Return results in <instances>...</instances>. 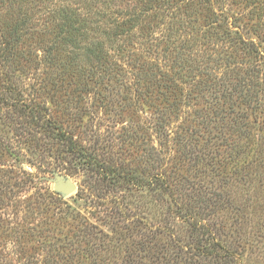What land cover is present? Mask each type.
Returning <instances> with one entry per match:
<instances>
[{
  "label": "rangeland",
  "instance_id": "obj_1",
  "mask_svg": "<svg viewBox=\"0 0 264 264\" xmlns=\"http://www.w3.org/2000/svg\"><path fill=\"white\" fill-rule=\"evenodd\" d=\"M42 7L0 0L1 47L17 17L7 11L33 16L34 32L0 60V264H155L175 240H189L192 204L211 241L236 248L233 264H264V0L212 4L225 33L204 34L202 10L168 6L150 36L134 30L104 42L105 66L70 61V48L43 63ZM233 30L245 42L236 45ZM151 62L160 75L171 67L181 75L166 96L179 104L160 132L163 105L147 106L131 87ZM60 71L70 73L52 87ZM34 103L38 121L25 112ZM50 123L76 140L77 154L42 128ZM54 172L75 184L72 193L53 189Z\"/></svg>",
  "mask_w": 264,
  "mask_h": 264
},
{
  "label": "trees",
  "instance_id": "obj_2",
  "mask_svg": "<svg viewBox=\"0 0 264 264\" xmlns=\"http://www.w3.org/2000/svg\"><path fill=\"white\" fill-rule=\"evenodd\" d=\"M38 1L41 2V5H43L42 8L44 9V11H42L44 28L48 25L50 28L48 30H43L41 32L43 36L41 37L40 35L38 38V41L39 39L41 41V49L47 51L42 58V62L48 65L57 63L61 52L59 51L60 49L70 48V61H104L103 66H105V64L110 62L108 61L109 53L104 52L105 50L103 49L104 42L108 41L112 43L121 41L123 36H129L134 30L136 33L143 32L145 35L147 34L146 36H150L149 34L155 31L154 26L157 24L156 19L162 18V14H165L164 10L167 9L168 6H177V8L180 7V9L187 8L194 12L202 10L204 34H209L208 27L210 26L219 27L223 32L226 31L221 28L222 23L220 21L223 20L219 19L220 21H217L212 19V17L216 15L211 5L218 0H126L134 3L132 6L124 0H73V3H65L63 0H47L46 3H44L46 0ZM124 3L126 9H120L119 6ZM166 4L168 5L165 6ZM86 14H92V16H85ZM9 15L12 18L16 15L17 17L13 22L6 23L4 42L1 44L2 47L0 46V60L5 62L11 60L13 55L12 50L19 44L18 42L24 44L28 38L34 35V32L29 31L33 26V24H31L33 16L25 14L24 12L15 14L14 12L7 11V16ZM214 23H217V25ZM101 24L105 26L108 25L107 29L102 27ZM89 33L93 35L89 37ZM48 34L51 39L47 37ZM233 34L234 36L231 40L236 45L237 43L240 44L241 42H245L237 30H233ZM125 41L126 40H123L122 43ZM166 42H168V40H166ZM234 43L233 45H235ZM64 58L66 60L67 56ZM153 70L158 72V77H156ZM160 72L157 64L151 62L150 66L139 69L137 76L138 80H136L134 86H131L147 106L157 108L158 105H163V110L157 111L156 114L155 127L157 126V132L163 129L162 123H164L169 115L175 113V109H177L176 106L179 104L177 98L171 96L172 101L170 102L167 100L166 96H168L169 93L174 94L176 90H179V86L174 83V80L177 77L179 79L181 78V75L179 76L178 72L173 70V67H171L169 71L162 72L161 75ZM68 73L70 72L66 71L61 73L60 71L58 75H55L52 87L58 86L60 88L65 81L63 76ZM160 82L163 83V86L157 87ZM151 87H157L158 94H154V90L149 91L148 89ZM232 91L236 97H239L242 92L241 86L232 87ZM231 93L232 92H229V96H232ZM153 95H155V99L153 100H148V98H146H150ZM244 102L247 101L245 100ZM25 112L28 115H33V118L37 121L41 118L39 115H42L41 111L37 109L36 103H34V106L29 105ZM42 128L51 135L55 133L56 136L54 135V137L59 140L58 143L66 148L67 153L72 155L80 151L79 144L76 140H73L68 131L61 126H55L50 123L49 125L42 124ZM119 169H123V167L120 166ZM118 174H121V171H119ZM133 180L134 181L131 182H137L135 179ZM200 200L202 203L209 204L207 202L208 199L202 200L201 198ZM195 207L193 204L186 206V215L183 217V220L189 224V231L187 230V237L189 240L185 243L181 242L179 239L175 240L170 255L158 257L155 264H169L170 260L176 261L174 256L180 259L181 264H233L235 262L237 255L236 248H233L231 245L227 247V245L223 244L225 242H220L215 238L211 241L213 228L210 229L209 225L194 219V215L197 214V212H193L192 209ZM182 214L184 215V213ZM144 246L143 244V248ZM184 248L186 249L184 250ZM156 253L158 254L160 252L156 250ZM160 258H162V260H160Z\"/></svg>",
  "mask_w": 264,
  "mask_h": 264
},
{
  "label": "water",
  "instance_id": "obj_3",
  "mask_svg": "<svg viewBox=\"0 0 264 264\" xmlns=\"http://www.w3.org/2000/svg\"><path fill=\"white\" fill-rule=\"evenodd\" d=\"M50 181L53 182V189L62 195H68L75 189V184L64 174L54 172Z\"/></svg>",
  "mask_w": 264,
  "mask_h": 264
}]
</instances>
